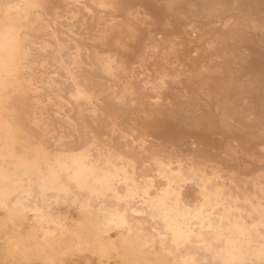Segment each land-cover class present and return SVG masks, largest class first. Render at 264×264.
<instances>
[{"label": "bare ground", "instance_id": "obj_1", "mask_svg": "<svg viewBox=\"0 0 264 264\" xmlns=\"http://www.w3.org/2000/svg\"><path fill=\"white\" fill-rule=\"evenodd\" d=\"M46 1L0 0V264H264V0Z\"/></svg>", "mask_w": 264, "mask_h": 264}, {"label": "rangeland", "instance_id": "obj_2", "mask_svg": "<svg viewBox=\"0 0 264 264\" xmlns=\"http://www.w3.org/2000/svg\"><path fill=\"white\" fill-rule=\"evenodd\" d=\"M54 0H47L46 1V6L47 8H51L52 4H56ZM40 10V9H38ZM103 11V14H108L109 9H100ZM97 13V12H96ZM51 12L49 10L44 11V14L42 16L47 17V18H51ZM62 18L60 19V22L62 23V25H72V23H74L75 27L79 26V22H80V17H71L70 14H67V12H62ZM113 17L112 18H117V13H113L112 14ZM237 16H241V13L238 14ZM67 19H66V18ZM105 19H110L111 17H109L108 15H104ZM90 25V24H89ZM92 23L89 27V30H87V33H93L94 31H91L92 28ZM118 38H121V35H118ZM46 39H48L51 42V38L49 36H46ZM204 46V45H203ZM100 52L102 53L101 55L103 57H105L107 54H112L115 58L117 57L116 55V50L111 48V49H105V48H100ZM129 66V65H128ZM153 77H154V73H152ZM41 76H43V74L36 72V74H34L33 76H31V78L34 79L35 82L41 81L42 78ZM119 78L120 81H118L117 84H119V82H122V80L124 79L123 75L121 73H119ZM93 99L91 100H80L79 102L82 103L83 108L89 109L92 107L91 102ZM94 102V101H93ZM208 116L210 118H212V114L208 113ZM125 118V122L123 124H121V126L117 129H120V132H115L113 134V141L118 142L121 136V133L123 132V136L124 140L127 141L130 145H134L133 142H138L140 137H148L151 136L149 133H146V129L143 127V125H147L149 127H153L155 126V124L157 123L156 120L154 121H146V119H144V116H140L141 119H138L135 122H131L128 117H124ZM215 125V124H214ZM206 126V127H205ZM203 128H198V129H188V128H182L181 126H177L175 125V127L169 130V133H171V136L174 137V139H176V143H178L180 145V147H182L184 150H188L186 146H181V143L186 142L188 139L186 137H189L191 140L193 141H197L198 138L201 139H208L210 140V142H212L213 144H219L222 145L223 141H225L226 138L229 137L230 133L228 131H223L221 128H207L209 126V124L205 125ZM173 131V132H172ZM251 134L245 135L238 138L239 141L242 142H246L249 141L250 144L252 143H257L258 141H263L264 140V127L261 128H254L252 130ZM180 138V142H177V140H179ZM167 147V146H166ZM165 147V148H166ZM158 151V148H156ZM258 168H263L264 169V164L261 166H254V165H247L245 167H241L240 169L237 168V172L239 173H253L255 172ZM74 214V213H73ZM66 264H101L96 258L94 257H90L88 254L83 253V254H79V255H75L71 258H69V260L67 261ZM108 264H120L117 261H111Z\"/></svg>", "mask_w": 264, "mask_h": 264}]
</instances>
